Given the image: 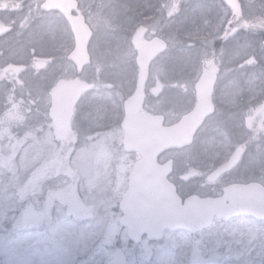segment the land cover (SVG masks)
I'll return each instance as SVG.
<instances>
[{
    "label": "rangeland",
    "instance_id": "1",
    "mask_svg": "<svg viewBox=\"0 0 264 264\" xmlns=\"http://www.w3.org/2000/svg\"><path fill=\"white\" fill-rule=\"evenodd\" d=\"M79 1L93 24L88 48L95 64L130 63L129 42L141 15L151 35L169 42L151 69L164 87L162 112H188L199 76L217 74L212 99L219 116L190 148L168 154L174 172L185 176L181 196L216 193L205 188L203 177L246 135L252 141L240 174L260 173L264 184V0H241L236 17L222 0ZM37 2L0 0V35L18 27L0 45V264H190L194 251L212 264H264V222L246 217L214 221L195 235L166 232L156 243H128L115 209L124 191V157L116 145L105 144L114 137L111 130L102 135L104 143L75 144L45 124L48 90L72 73L66 59L72 40L61 17L39 15L37 22ZM40 62L46 65L40 68ZM242 108L249 117L246 134L244 125L219 119L224 110ZM22 112L38 134L25 135L24 124L17 125ZM105 117L95 113L93 123Z\"/></svg>",
    "mask_w": 264,
    "mask_h": 264
},
{
    "label": "water",
    "instance_id": "2",
    "mask_svg": "<svg viewBox=\"0 0 264 264\" xmlns=\"http://www.w3.org/2000/svg\"><path fill=\"white\" fill-rule=\"evenodd\" d=\"M235 12L239 7L236 0H224ZM76 0H44L41 10L57 11L68 22L74 41V48L68 55L77 73L89 62L87 51L91 31L82 17L73 18L71 10ZM146 30L140 28L134 34L131 44L137 51L138 85L134 94L125 103L122 127L125 131L123 147L127 152L138 151L141 160L132 168L128 189L123 194L120 210L121 224L127 230L130 241L138 243L143 236L151 241L160 240L165 231H185L191 234L210 227L213 219L228 221L245 216L264 221V188L258 184L231 185L220 197L199 198L190 196L181 199L175 187L167 180L171 163L159 165L158 156L168 149L187 147L201 126L203 120L213 113L211 93L214 77L204 73L197 86L196 105L177 124L163 127L162 117L139 114L138 108L149 63L164 51L165 43L159 38L149 42L142 40ZM78 79L59 81L50 91L51 106L49 118L62 133L70 130L73 108L81 94L87 90ZM237 150L229 161L217 168L208 181L217 178L233 167L239 159ZM199 252L192 256V264L199 263Z\"/></svg>",
    "mask_w": 264,
    "mask_h": 264
},
{
    "label": "flooded vegetation",
    "instance_id": "3",
    "mask_svg": "<svg viewBox=\"0 0 264 264\" xmlns=\"http://www.w3.org/2000/svg\"><path fill=\"white\" fill-rule=\"evenodd\" d=\"M27 1H31V0H27ZM36 1H38L37 4H35L36 5L35 10L37 11L36 18H37L38 23H39V15H44V16L48 15L49 16L51 14H53V15L55 14L56 16L60 17V15L56 12H42L41 11V5H42L44 0H36ZM222 1L224 3L225 8L229 11H232V13L234 14L235 17L239 16L242 13L244 4L242 3L241 0H236L237 5L239 7L237 12H234L233 9H231L229 6H227L225 4L224 0H222ZM176 11H177V9L172 10L173 13H175ZM78 15H80L84 19V22L89 26L92 33L94 34L93 24L91 23V20H89L88 15L86 14L84 7L82 6V4L79 0H77L76 9H73L71 12V17H77ZM178 20L179 19H177L176 22ZM102 23H104V22H102ZM65 24L69 29V26L67 25L66 22H65ZM102 26H103L102 28L109 30L108 25H102ZM140 27H143L146 29V33L143 37L144 41H149V40L153 39L154 37H157V36L150 34L146 15H141L138 17V20L134 23L133 34ZM17 28L18 27L15 26L12 31H10L8 29L6 30V28H5V32L0 35V45L3 43V40L6 42L5 38L7 37V35L9 33L13 34V32ZM69 32H70V29H69ZM133 34H132V36H133ZM70 36H71L72 48H73V39H72L71 32H70ZM132 36H131V38H132ZM92 38H93V36H92ZM131 38H130V42H129L131 57H130V61H129L130 63L127 64V66H125V64L122 65V62L118 63L116 61L111 60L110 58H109L110 59L109 63L108 62H105V63L101 62L99 64L98 63L95 64V62L92 61V57L90 55L89 63L81 69L80 73H77L73 63L69 62L70 63V69H71L72 73L68 77H64V78H61L58 80H73L75 78H78L86 86H89V88L81 94V97H80L78 103L74 107L73 115H72V118L70 121V130L68 132L61 133L58 129H56L52 125V122H51L49 115H48L50 104H51L50 91L58 80L48 90L47 105L44 109V116L46 119L45 124L50 126L51 129H54L59 134L69 136L71 138V141H74L75 144H79V143L84 144V143H91V142H92V144L104 143L107 140L103 141V139L105 137H103L102 135L109 134V133H107V131L111 130V133H112V135H114V137L110 141L108 140L105 144L114 145V146L116 145L119 153L122 154V156L124 157L123 169H122V173H121L122 178H123V181L121 182V183H123L122 189L124 188L123 193L126 191V189L128 187V179H129V175H130V172H131L133 166L135 165L136 162H138L141 159V156L138 152H136V151L125 152L123 150V147H122L123 139H124V131L122 129V123H123V119L125 116L124 106H125L126 101L135 92L137 85H138V68H137V64H136L137 53L131 45ZM161 39L165 43V50L162 53V54H164L168 49L169 42L166 39H163V38H161ZM11 41H14V39H12ZM2 46H3V44H2ZM2 46H0V47L2 48ZM111 57H114V55ZM158 58L159 57L155 58L149 64L148 71H147V77H146L145 83L143 85L142 99H141V103H140L138 111H139V113H148L150 115L162 116L163 117V126H169V125L177 123L186 113L191 111L195 106L196 99L194 100V104H193L192 108L188 112H186L185 114H182L181 116H178V115L174 116L173 112L170 113V115H168L166 112H162L161 110L158 109L160 98L163 97V95L165 94L164 87L162 86V88H161L160 79H158V77L156 75H153V73L151 72L152 66ZM93 64L96 67H94L93 71H89L90 70L89 67ZM45 65H46L45 62H40L37 64V66L40 68L44 67ZM123 66L126 67V72L123 70V68H122ZM119 68H121V70H123V71L117 70ZM211 74L214 76V85H213V91H212V97H213V94L216 90V87H217L219 80H218L217 74H213V73H211ZM200 76H199V78H200ZM199 78L197 79V81L193 87V92L195 94V98H196V92H197V86H198ZM168 88H169V90L174 89L175 86L170 84L168 86ZM181 90H183V89H181ZM90 101H92V102H90ZM82 103H89V104H86L85 107H79ZM212 103H213V108H214L213 113L204 120L202 126L197 131L192 144H194L198 133L202 130V128L205 127V124L211 118H214V117L217 118V116H219L218 111H217V107H216L215 103L213 102V99H212ZM242 109L243 110H241V111L240 110L236 111V112L233 111L234 114L230 110H228V111L224 110V115L220 116L219 119H220V121L227 122L228 124H237L238 123V125L240 127L242 125H244L245 134H246L247 129H248L249 117L247 114L248 111L244 110V108H242ZM261 112H262L261 109L256 110L255 119L258 115H260ZM95 113H99V114L105 113L106 117H105L104 121H102L103 118H101V119H99V121L95 120V123H93L92 118H94ZM19 114H21V113H19ZM22 114L23 115H21V116H24L25 119L18 121L19 123L17 122V125H19L20 123L24 124L25 129H24L23 133L25 135H28V134L32 135L35 132V125L33 123L31 124V122H27L28 118H30V115H28V114L26 115V114H24V112H22ZM84 115H85V118L83 119ZM78 118H79L80 124H77ZM255 119L254 118L252 119V122H251L252 126L254 125ZM263 122H264V120H262L261 123H263ZM38 127H39V125L37 126V129H38ZM23 133L21 132L19 134H23ZM35 133L38 134L37 132H35ZM261 134H262L261 132L260 133L257 132V135L259 137L262 136ZM251 139L252 138L249 139V136L246 135L244 140L239 142L238 145L232 147L230 154L227 156V158L224 161L217 164L211 171H209L203 177L205 188L208 186H210L211 188H215L216 193L208 195V196H212V197L220 196L222 194L223 190L230 185H246V184H250V183H256V184H260L261 186L264 187V184L262 183V178H263L262 174L256 172L255 176H252V177H250V176L247 177L248 173L240 174V168L243 166L244 156L247 153L246 152L247 146H248L247 143H250L249 140H251ZM121 150H122V152H121ZM182 150H184V149L169 150V151L161 154L157 159L158 163L161 165L165 164L167 162H171L172 172L169 175L168 180H169V182H171L175 186L176 191L179 195H181L180 192L178 191L179 187H180L179 182L184 181L185 176L183 175V171H180L178 174H176L174 172V160L172 158H169L168 154L178 152V151L180 152ZM237 150L240 151L238 162L233 167H231V169L226 171L225 173L219 175L217 178H215L211 181H208L207 179H208L209 175H211L218 167L227 163L229 161L230 157ZM182 183H184V182H182ZM197 185H198V187L200 186L199 181L197 182ZM201 188H204V187H201ZM123 193L121 194L119 201L117 203V206L115 207L117 213L120 214V216H122V213L120 210L119 203L121 201V197H122ZM67 195L68 194L66 193L65 196L67 197ZM201 261H203L202 258H201Z\"/></svg>",
    "mask_w": 264,
    "mask_h": 264
},
{
    "label": "bare ground",
    "instance_id": "4",
    "mask_svg": "<svg viewBox=\"0 0 264 264\" xmlns=\"http://www.w3.org/2000/svg\"><path fill=\"white\" fill-rule=\"evenodd\" d=\"M72 51V50H71Z\"/></svg>",
    "mask_w": 264,
    "mask_h": 264
}]
</instances>
